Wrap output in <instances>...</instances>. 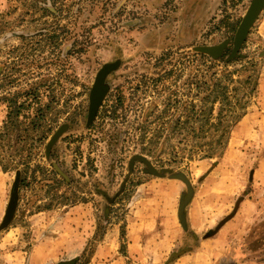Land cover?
I'll return each instance as SVG.
<instances>
[{
  "label": "rangeland",
  "instance_id": "374dc122",
  "mask_svg": "<svg viewBox=\"0 0 264 264\" xmlns=\"http://www.w3.org/2000/svg\"><path fill=\"white\" fill-rule=\"evenodd\" d=\"M53 1L57 15L39 17L41 6ZM251 1L0 0L1 76L18 79L13 90L37 88L41 104L52 98L49 111L57 116L47 141L32 149L31 163L46 167L47 180L38 174L20 190L5 224L15 172L0 168V264H27L25 255L33 249L32 264H158L159 256L128 254L126 225L142 206L137 208V201L172 179L182 185L176 209L182 227L178 210L188 187L177 174L193 191L187 205L194 193L206 200L204 212L215 217L214 229L237 212L242 199L264 198L252 185L264 155V143L255 141L258 125L233 134L236 124L220 156L183 151L184 142L199 140L190 128L200 122L187 120L184 109L195 101L192 82L201 68L196 48L227 42L219 57L206 54L220 68L223 62L216 59L232 51L236 33L226 23L238 28ZM237 53L243 61L228 66L238 70L235 78L247 76L245 61L256 63L258 86L247 113L258 114L264 89V8ZM111 63L117 66L107 74V92L89 122L95 77ZM63 125L67 128L47 149ZM211 137L206 132L201 139ZM48 202L52 209H37ZM236 230L230 244L242 253L230 258L264 261V221L251 218L237 223ZM16 250L26 252L18 261L9 256Z\"/></svg>",
  "mask_w": 264,
  "mask_h": 264
},
{
  "label": "trees",
  "instance_id": "16d2710c",
  "mask_svg": "<svg viewBox=\"0 0 264 264\" xmlns=\"http://www.w3.org/2000/svg\"><path fill=\"white\" fill-rule=\"evenodd\" d=\"M54 3L55 1L50 6L44 3L41 6L42 13L39 17L57 15ZM226 26L233 33L238 29L237 25L232 27L231 24L226 23ZM245 42L246 39L242 47ZM232 51L227 52V55L221 59H216L223 62L220 68L215 60L208 59L210 58L208 55L197 53L201 68L192 82L195 101H191L190 107L187 105L184 109L187 111V120L193 117L200 122L198 127L190 128V132L199 140L184 142L185 154H202L204 158H212L213 154L220 156L227 147L232 128L247 113L248 99L256 93L258 86L256 63L250 60L245 61L243 70L249 71L247 76L235 78L238 70L232 71L228 66L231 63L236 65L238 61H243V56L237 52L232 54ZM228 55L229 59H225L224 57ZM17 83V78L10 75L1 76L0 72V168L3 172L10 170L15 172L13 184H17L18 202L20 190L31 186L37 180L38 174H41L44 179L47 178L48 173L45 166L31 163L32 149L47 141L50 136L49 132L52 130L50 125L55 122L57 116L50 114L49 111L52 98L47 103L41 104L42 100L37 88L30 86L23 90H13ZM187 123H183L185 129ZM206 132L212 137L202 140ZM60 198L64 199V194H61ZM37 209L39 211L50 210L52 205L48 202L44 206H38ZM182 227L190 241L186 240L181 247L175 248L164 264H173L185 252L195 249L201 239L200 236L206 238L214 233L212 230L202 235L196 234L188 229L185 221ZM72 263L74 260L58 264ZM87 263L88 261H85L84 264Z\"/></svg>",
  "mask_w": 264,
  "mask_h": 264
},
{
  "label": "crops",
  "instance_id": "0c3cea01",
  "mask_svg": "<svg viewBox=\"0 0 264 264\" xmlns=\"http://www.w3.org/2000/svg\"><path fill=\"white\" fill-rule=\"evenodd\" d=\"M259 97L261 98V102H259L261 109L257 108L258 114L246 113L237 123L238 126L233 131V134H238V131H247L252 125H258L259 131L255 134V141L264 143V89L259 94ZM254 119L258 122L253 123ZM240 136L242 142L244 135ZM252 176V181L254 182L252 185L255 187V192L258 197L264 196V155L258 159ZM163 185L164 187L160 186L159 188L154 187L151 189L152 192L150 193H153V196L151 195L149 198L143 197V199L137 201V205L134 204L137 208L140 204L142 206L138 209L137 215L128 219L126 225L128 231L125 235L128 240L126 246L128 254L135 257L144 256L147 253L159 256L158 264H164L175 248L186 242V240L190 241L187 239L186 231L177 220V200L182 191V185L178 180L172 179H167L163 182ZM201 190H204V188ZM198 198L194 193L193 199L185 208V222L188 229L202 235L205 231L213 228L217 222L214 220L213 214L207 213V216L205 215L206 200ZM208 206L210 207L209 204ZM210 216L212 218H209ZM251 218L256 223L264 221V198L250 199L247 197L242 199L237 212L233 216L221 223L219 228H213L214 233L211 236L206 238L200 236L201 239L198 241V246L192 251L185 252L173 264H228L229 260H231L230 264H264L263 260L253 261L252 263L239 259V261L234 262L230 258L232 254L240 257L242 253L241 251H236L230 244L232 237L234 235L237 236V223L240 222L242 224ZM23 253L26 252L10 251L9 256L18 261L23 258ZM35 255L37 254L33 249L29 253V257L28 254L25 255V262L32 264ZM140 260L142 261V259ZM9 264L16 263L11 261ZM112 264H114V261Z\"/></svg>",
  "mask_w": 264,
  "mask_h": 264
},
{
  "label": "water",
  "instance_id": "95a60500",
  "mask_svg": "<svg viewBox=\"0 0 264 264\" xmlns=\"http://www.w3.org/2000/svg\"><path fill=\"white\" fill-rule=\"evenodd\" d=\"M263 8H264V0H252L251 1V4L245 16L242 18V21L239 24V27L235 33L234 47H233L232 54H235L241 48L251 27L253 26L254 22L256 21L257 17L259 16ZM227 46H228V43L223 42L216 46L197 47L196 50H198L199 52L208 54L212 56L213 58H217L224 52ZM116 66H117V63L106 64L99 70V72L97 73L95 77L94 84L90 91V99H89L90 102H89V112H88L89 122L93 121V119L95 118L97 111L101 105V102L103 101V98L107 92L106 87L104 86V80L107 74L110 71H112L114 68H116ZM66 128H67L66 125H63L59 130H57L53 134V136L51 137V139L49 140L47 144V149H49L57 141V139L61 136V134L64 132ZM142 160L144 159L142 158ZM146 164L150 167V165L147 162ZM176 178L183 180L188 187V195L186 196L185 199H181L179 210H178L179 219L181 221V224H183L185 221L183 218V212H184L185 206L191 199L193 191H192L190 182L187 180V178L183 174H177ZM16 202H17V184L15 183L13 184V187H12L11 196H10V200H9V204L7 207V212H6V216H5L3 224L7 223L12 217L13 212L15 210Z\"/></svg>",
  "mask_w": 264,
  "mask_h": 264
},
{
  "label": "flooded vegetation",
  "instance_id": "af4514ba",
  "mask_svg": "<svg viewBox=\"0 0 264 264\" xmlns=\"http://www.w3.org/2000/svg\"><path fill=\"white\" fill-rule=\"evenodd\" d=\"M104 86L106 87V90H107V85L105 84V80H104Z\"/></svg>",
  "mask_w": 264,
  "mask_h": 264
}]
</instances>
